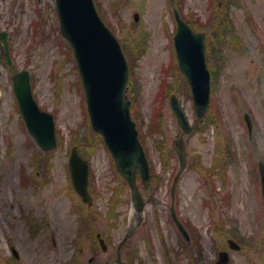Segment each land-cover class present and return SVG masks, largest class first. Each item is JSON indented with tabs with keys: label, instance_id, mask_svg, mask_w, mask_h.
Wrapping results in <instances>:
<instances>
[{
	"label": "rangeland",
	"instance_id": "rangeland-1",
	"mask_svg": "<svg viewBox=\"0 0 264 264\" xmlns=\"http://www.w3.org/2000/svg\"><path fill=\"white\" fill-rule=\"evenodd\" d=\"M99 2L101 14L118 37L133 35L135 111L146 135L149 159L162 176L161 184L155 193L152 188H141L147 198L149 194L154 198L147 200L139 222L132 219L127 201L130 191L125 185L119 188L120 178L112 169L107 147L92 140L84 89L76 62L72 55L68 57L71 50L59 31L55 1L0 0V26L12 32L11 63L0 60V264H119L116 250L130 226L134 232L121 249L122 260L130 257L133 264L191 263L188 254L181 251L183 245L187 251L195 243L188 245L181 238L170 212L179 159L171 153V166L165 168L160 158L161 150L168 153L173 140L183 133L170 105L171 94H177L190 122L197 120L188 82L173 74L178 66H169L174 47L171 35L176 31L173 5L198 30L210 32V60L216 71L207 118L198 120L200 129L185 135L190 159L198 160L194 168L182 172L176 191L180 216L200 231L203 259L194 264H214L219 250L228 249L226 240L230 237L246 243L241 251L230 250V264H264V226L259 234V219L264 215L258 216L259 192L252 175L258 162L264 161V0ZM137 12L138 21L134 16ZM23 69L30 71L34 95L43 108L55 114L63 137L49 154L40 153L30 141L18 108L12 75ZM244 111L252 118V137L243 122ZM228 135L232 139L226 138ZM229 139L237 166L227 165L225 178L213 175V180L208 179L199 161L204 168L212 166L218 159L216 144L222 141L226 143L222 147L226 162ZM73 140L85 145L91 142L95 154L90 174L98 197L92 209L85 210V217L77 211V206H83L81 199L69 192L68 159ZM158 142H164L165 147L158 148ZM250 147L256 148L254 156ZM83 151L89 153L88 148ZM37 152L39 167L35 163ZM36 173L42 184L34 190L28 182L33 185ZM113 197L120 200L116 217H112L110 207ZM89 216L94 240L81 232L82 219ZM98 232L108 244L107 251L96 238ZM13 246L19 258L14 256Z\"/></svg>",
	"mask_w": 264,
	"mask_h": 264
},
{
	"label": "water",
	"instance_id": "water-1",
	"mask_svg": "<svg viewBox=\"0 0 264 264\" xmlns=\"http://www.w3.org/2000/svg\"><path fill=\"white\" fill-rule=\"evenodd\" d=\"M61 32L74 49L86 89L91 124L101 133L116 161L120 173L134 190V200L138 210L143 209L144 199L136 185L139 170L142 181L151 179L150 166L145 150L139 140L136 124L130 115V100L125 96L128 66L121 46L101 20L93 0H56ZM178 30L175 44L179 57V68L187 77L194 97L198 117H203L210 101V71L206 63L205 33L194 32L176 11ZM5 39L6 33L0 32ZM14 89L19 107L30 133L44 149L56 146L55 122L53 115L42 111L32 92L29 72L24 70L13 77ZM171 106L184 131L192 127L185 116L176 95L171 96ZM250 124V122H249ZM251 127V125H249ZM183 169L186 166L187 151L184 139L174 140ZM71 176L78 193L86 202H92L88 190V160L84 159L76 146L72 148L69 161ZM264 193V164H261ZM179 174L172 191H175ZM173 217L182 229L174 206ZM183 230V229H182ZM104 250L107 246L101 239ZM233 248H240L230 240ZM15 255L18 252L14 249ZM229 261V254L223 252L216 264Z\"/></svg>",
	"mask_w": 264,
	"mask_h": 264
},
{
	"label": "trees",
	"instance_id": "trees-1",
	"mask_svg": "<svg viewBox=\"0 0 264 264\" xmlns=\"http://www.w3.org/2000/svg\"><path fill=\"white\" fill-rule=\"evenodd\" d=\"M39 27V26H38ZM214 36L216 37V38H218L219 39V41L221 42L222 41V37H218V35L215 33L214 34ZM126 49H125V51H126V54H127V56H128V60H129V63H130V66H134L135 65V58H134V55H133V50H132V47H131V42H129L127 45H126V47H125ZM176 64H177V62H176V60H175V62H174V66L175 67H177L176 66ZM132 70V69H131ZM173 74H175V75H177V78L179 79V81L180 80H182V79H184V77L181 75V73L177 70V73H176V71H175V69H174V72H173ZM134 81H132V83H131V85H130V88H129V94L132 96V98H133V100H135V98H134V94H135V87L133 88V91H132V87L134 86ZM166 89V85H164V86H162V90L164 91ZM156 122V119H154V123ZM160 124L161 123H158V125L160 126ZM146 135L145 134H143L142 135V139H144V137H145ZM230 137V135H228L226 138H229ZM231 138V137H230ZM93 139H96V140H98V136L97 135H92V140ZM232 139V138H231ZM228 141V144H227V152H226V158H227V160H226V162H225V160H223L224 158H225V151L222 149V147H226V143L225 142H222V141H220V142H218V147H219V158H218V160H217V163L216 164H214V166H212V167H210V168H208L206 171L207 172H210L211 174L213 173V171H218V173H220V174H226V166L227 165H232V163L233 164H235L236 163V155H235V153L232 151V148H233V144H232V142H231V140L229 139V140H227ZM78 143H79V145L80 146H83L84 148H88L89 149V154H93L94 153V148H93V145L91 144V142H88L89 143V145H85L82 141H78ZM168 149L170 150L169 152H168V155L166 156V160H170V157H171V153H173V149L172 148H169L168 147ZM174 155V154H173ZM163 159H164V162H165V168H167L168 167V165H169V163L168 162H166V160H165V155H164V157H163ZM224 161V162H223ZM221 162H223V163H221ZM221 163V164H220ZM201 165V164H200ZM237 165V164H236ZM191 166L192 167H194L195 166V163L194 162H191ZM161 179H162V177H161V175H159V174H156V173H154V180H155V187L157 188L158 186H159V182L161 181ZM125 185V183L124 182H121V183H119V188L122 190V188H123V186ZM115 195H117L116 194V192L114 193V196ZM119 201L120 200H115V198L113 197L112 198V200H111V205L112 206H115V205H117L118 203H119ZM262 224H264V222H262ZM262 228H263V225L261 226V228L259 229V234H260V230H262ZM225 231V230H224ZM235 236H237L236 234H234ZM199 241H200V234H199V236L196 238V240H195V244L196 245H194V246H191V247H189L188 248V251H190L191 250V248H193L195 251L196 250H201L202 249V246H201V244H199ZM244 243V242H243ZM246 244V243H245ZM256 245V244H255ZM247 246V245H246ZM194 250H191V253H192V255H193V258L195 259V261L199 258V255H200V258H201V252L199 251L198 252V254H196L195 252H194ZM202 251V250H201ZM196 255V256H195ZM129 261H132L131 260V258H129Z\"/></svg>",
	"mask_w": 264,
	"mask_h": 264
},
{
	"label": "flooded vegetation",
	"instance_id": "flooded-vegetation-1",
	"mask_svg": "<svg viewBox=\"0 0 264 264\" xmlns=\"http://www.w3.org/2000/svg\"><path fill=\"white\" fill-rule=\"evenodd\" d=\"M3 29L1 26H0V30ZM5 29V28H4ZM8 32V31H7ZM10 34V32H9ZM2 45V41L0 40V46Z\"/></svg>",
	"mask_w": 264,
	"mask_h": 264
}]
</instances>
